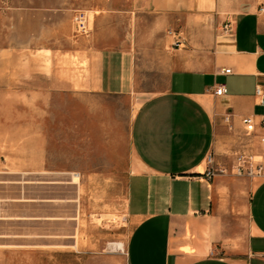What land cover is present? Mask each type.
Listing matches in <instances>:
<instances>
[{"label": "crops", "instance_id": "crops-1", "mask_svg": "<svg viewBox=\"0 0 264 264\" xmlns=\"http://www.w3.org/2000/svg\"><path fill=\"white\" fill-rule=\"evenodd\" d=\"M144 6L155 30L169 26L182 40L160 59L161 86L141 88L137 45L111 44L109 27L94 29L74 66L81 95L137 101L128 130L124 264H264V174L252 175L248 188L244 175L224 167L241 154L261 156L264 165V0ZM220 85L226 91L217 95Z\"/></svg>", "mask_w": 264, "mask_h": 264}, {"label": "rangeland", "instance_id": "rangeland-1", "mask_svg": "<svg viewBox=\"0 0 264 264\" xmlns=\"http://www.w3.org/2000/svg\"><path fill=\"white\" fill-rule=\"evenodd\" d=\"M146 1L0 0V264H124L137 101L81 95L73 72L77 50L94 41L95 28L109 27L111 44L137 45L141 88L161 86L160 59L182 40L169 26L155 30ZM79 10L92 28L87 35L77 32ZM248 160L264 174L261 156ZM242 175L248 184L251 175Z\"/></svg>", "mask_w": 264, "mask_h": 264}, {"label": "built area", "instance_id": "built-area-1", "mask_svg": "<svg viewBox=\"0 0 264 264\" xmlns=\"http://www.w3.org/2000/svg\"><path fill=\"white\" fill-rule=\"evenodd\" d=\"M260 10L264 11V7L260 8ZM75 23H76V27H77V32L85 34L88 32V16L86 14V11L83 10H79L76 15H75ZM225 31H228L231 29L230 27V23H227L224 28ZM226 72H229L230 69H226ZM225 87L224 85H220L218 87H216L215 89V94L220 95L222 93H224ZM243 121L245 123H250L251 119L250 118H244ZM261 141L264 142V136L261 137ZM237 161H238V165L235 167L236 169V173L241 175L243 173L248 174V175H259L262 172V167L259 165H255V167L253 168L251 163L248 160V156L241 154L238 155L237 157ZM208 162L212 163V156L209 155L208 157Z\"/></svg>", "mask_w": 264, "mask_h": 264}, {"label": "bare ground", "instance_id": "bare-ground-1", "mask_svg": "<svg viewBox=\"0 0 264 264\" xmlns=\"http://www.w3.org/2000/svg\"><path fill=\"white\" fill-rule=\"evenodd\" d=\"M83 61H84V60H83ZM83 63H85V62H83ZM85 64H87V63H85ZM85 64H84V65H85ZM82 66H83V65H82ZM77 67H78V66H77ZM77 71H78V70H77ZM79 71H80V70H79ZM73 73H74V72H73ZM77 73H78V72H77ZM75 74H76V73H75ZM83 74H84V72H83ZM83 74H82V75H83ZM80 75H81V74H80ZM72 76H73V75H72ZM80 77H81V76H80ZM76 78H77V77H76ZM83 79H84V78H83ZM77 81H78V80H77ZM79 81H80V79H79ZM78 87H79V86H78ZM117 245H118V248H121V246H120L121 244H120V243H117Z\"/></svg>", "mask_w": 264, "mask_h": 264}]
</instances>
